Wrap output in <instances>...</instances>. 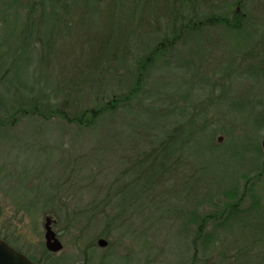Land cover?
I'll use <instances>...</instances> for the list:
<instances>
[{"label": "rangeland", "instance_id": "374dc122", "mask_svg": "<svg viewBox=\"0 0 264 264\" xmlns=\"http://www.w3.org/2000/svg\"><path fill=\"white\" fill-rule=\"evenodd\" d=\"M246 11L255 19L242 35L226 39L227 32L222 28L206 29L199 35L201 38L181 43L172 58L173 66L182 61L189 65L190 70L182 68L187 73L184 72L185 81L199 91H191V117L204 115L215 131L216 149L204 141L201 149L205 155L197 163L207 173L214 172L211 177L225 181L228 187L239 177V170L255 163L252 162L256 157L254 145L260 141L262 146L264 135V129H259L264 115V81L257 84L253 78L242 81L236 78L242 53L252 49L258 38L264 36V0H250ZM10 19L0 28V99L6 101L9 96L6 87H13L19 77L44 91L48 84L67 76L69 66L74 68L70 65L72 57L84 51L69 45L63 52L58 50L60 57L69 56L67 67L62 68L56 50L41 51L32 43L20 47L25 20L15 15ZM88 32L83 29L78 33L77 28L74 35L87 36ZM30 60L33 63L27 71L24 68ZM172 68L169 72L155 71L150 75L147 87L154 91L149 94L155 97L152 102L156 105L163 104L159 93L166 84L171 87L164 91L166 106L185 103L181 93L176 92L184 88L183 73ZM18 70L23 73L19 75ZM21 92L28 94L27 90ZM257 100L261 103L256 106ZM5 109L1 104L0 116L8 117ZM255 113H260L258 119L252 118ZM210 133V129L205 130L207 136ZM219 136L223 137L222 141H217ZM134 143L133 131L127 125L116 128L102 123L96 128H79L58 118L46 121L39 116H26L13 127L0 128V233L37 257L45 249L55 258L68 256L60 264L74 261L79 264L83 260L80 251L91 242L95 246L89 248V264H264V208L255 213L242 210L243 214L227 217L222 226L209 224L216 240L205 251L200 247L193 262L195 249L191 244L196 240L195 227L184 228L180 221L172 225L167 220L163 223L152 208L139 207L137 213H140L126 214V221L118 223L119 227H106L104 219L93 220L91 230L82 232L79 229L82 223L74 215L93 200L104 198L111 187L132 179L126 169L132 164L127 162L128 158L136 151ZM243 154L248 160L241 164ZM122 159L126 162H120ZM238 179L239 185L245 182ZM140 188L139 184L124 190L122 203L128 205L136 195L139 197ZM257 191L264 197V176ZM216 201L217 207H202V214L223 206L222 196L216 197ZM249 205L250 200L243 208ZM48 215L54 219L53 228L64 244L58 253L49 251L44 244V222ZM106 228H111L107 237L102 235ZM183 232L189 235L184 237ZM99 238H106L108 245L99 246Z\"/></svg>", "mask_w": 264, "mask_h": 264}, {"label": "trees", "instance_id": "16d2710c", "mask_svg": "<svg viewBox=\"0 0 264 264\" xmlns=\"http://www.w3.org/2000/svg\"><path fill=\"white\" fill-rule=\"evenodd\" d=\"M249 1L0 0V28L14 15L25 20L20 47L32 43L41 51L56 50L62 68L67 67L69 60L68 55L59 56L64 47L69 45L84 50L72 57L70 65L74 68H67L68 75L48 84L44 91L20 77L13 87H6L8 100L0 99V105L6 106L5 113L9 115L0 116V128L13 127L26 116H39L46 121L58 118L79 128H96L109 123L116 128L127 125L133 131L136 151L128 158L127 162L132 164L126 169L132 179L111 187L104 198L93 200L74 215L77 222L82 223L79 228L82 232L91 230L93 220L104 219L106 227H119L126 221V214L140 213H137L139 207L141 210L152 208L163 223L167 220L172 225L180 221L184 228L194 226L196 244L202 240L205 251L216 240L209 224L222 226L227 217L243 214L242 210L255 213L263 209L264 199L257 191L264 176V150L260 141L254 145L256 157L252 162L255 163L238 172L245 181L242 185L237 182L239 177L229 187L225 181L211 177L214 172L207 173L197 162L205 155L201 149L204 141L211 149H216L215 131L204 115L191 117V91L196 89L187 84L185 71L182 72V68L190 70L189 65H184L183 61L172 64L177 47L201 38L199 35L206 29L222 28L227 32L224 39L248 31L255 19L246 11ZM77 28L78 33L88 29L87 36L75 37ZM263 37L258 38L252 49L242 53L236 77L240 81L252 78L257 84L264 81ZM26 63L24 69L28 71L33 61ZM172 67L183 73L184 88L176 92L181 93L185 103L166 106L164 91L171 88L166 84V88L161 86L159 93L163 104L156 105L152 102L155 97L149 94L154 91L147 87L150 75L155 71L169 72L174 69ZM253 71L257 73L254 75ZM17 73L23 72L18 70ZM20 90H27L28 94ZM255 103L257 106L261 101ZM260 113L252 118L258 119ZM261 117L260 130L264 129V115ZM207 129L211 130L208 136ZM246 160L247 156L241 155L240 163ZM139 184L141 195H136L128 205L122 203V192ZM219 196L224 199L223 206L219 205L215 211L207 208L209 210L202 214V207L218 206L216 197ZM195 199L197 201L192 203ZM248 200L250 205L244 209ZM116 206L118 210L115 211ZM111 228H106L102 235L107 237ZM183 233L184 237L189 235ZM0 237L40 264H60V260L68 258H55L46 249L37 257L23 251L5 235L0 233ZM91 246H95V242L85 244L80 251L83 253L80 264L90 263Z\"/></svg>", "mask_w": 264, "mask_h": 264}, {"label": "water", "instance_id": "95a60500", "mask_svg": "<svg viewBox=\"0 0 264 264\" xmlns=\"http://www.w3.org/2000/svg\"><path fill=\"white\" fill-rule=\"evenodd\" d=\"M223 137L219 136L218 140L222 141ZM262 148L264 150V135L262 137ZM45 243L46 248L51 252H60L64 248L62 240L53 228L54 219L48 215L45 218ZM106 238H99L98 245L106 247L108 245ZM0 264H40L32 260L24 252L12 246L5 238L0 237ZM76 264V263H69ZM80 264V263H79Z\"/></svg>", "mask_w": 264, "mask_h": 264}, {"label": "flooded vegetation", "instance_id": "af4514ba", "mask_svg": "<svg viewBox=\"0 0 264 264\" xmlns=\"http://www.w3.org/2000/svg\"><path fill=\"white\" fill-rule=\"evenodd\" d=\"M263 199H264V197H263ZM263 208H264V201H263ZM202 245H203L202 240L199 241V244L198 245L196 244V240L192 241L191 247L193 249H195V252L193 254V260L192 261L195 260V257L194 256H196V253H197L198 250H200V247H202V250H204V246H202Z\"/></svg>", "mask_w": 264, "mask_h": 264}]
</instances>
